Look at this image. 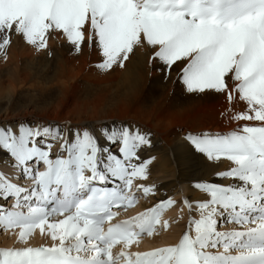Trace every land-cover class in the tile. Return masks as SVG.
Here are the masks:
<instances>
[{"label":"bare ground","instance_id":"obj_1","mask_svg":"<svg viewBox=\"0 0 264 264\" xmlns=\"http://www.w3.org/2000/svg\"><path fill=\"white\" fill-rule=\"evenodd\" d=\"M69 19H71L70 13L65 16L66 21ZM77 19L83 23L82 13ZM198 25L199 28L196 24L192 25L187 36L182 40L174 39V33L170 31L164 19L160 20L159 27L153 26L143 36L132 28L126 29L125 33L115 40L109 52L119 48L128 55L127 62L125 66H121V71L100 73V77L107 78L105 80L93 75L92 70L100 69L99 63H96L97 66L94 65L95 62L88 61V53L100 51L99 45L93 43L95 36L91 26L82 34L78 31L74 33V37L82 35L88 41L86 45H76L80 54L71 52L67 35L61 34L55 28L46 35L43 29L47 26H42L40 38L30 44L19 39L16 34L11 36L9 43V38L5 35L3 44H0V125L7 127L12 122H30L31 130L29 131V125L25 123L21 136L25 140L31 137L34 143L26 152L14 153L13 159L10 156L0 157V176L3 180L16 181L14 173L19 169L17 161L30 169L34 164L29 162L30 159L43 156L40 168L42 166L45 168L46 164L59 157L61 152L68 148L73 164H77L78 160L85 166L92 163L96 175L106 174L109 168L121 169L118 177L134 172V184L142 186L137 192L142 200L140 205L135 206L129 213H140L146 210V207H150L151 203L156 204L167 197L171 199L178 195H182L181 197L190 206H207L213 201L209 200L207 204L197 203L205 192H210L212 196L216 195L213 196L214 200L222 204L226 203L225 194L229 192L245 197H251L253 191L260 192L261 185H264V172L261 167L253 158H243L228 153L229 147L219 153L216 158L218 165L214 163V166L221 170V175L240 176L244 183L237 188L231 180H225L224 183L231 187L221 189L210 184L196 185L195 188H199L200 191L194 190L193 182L187 178L188 173L180 159L185 149L184 134L177 130L207 129L217 134L223 142L226 137L236 138L245 134L253 135L255 138L260 137L264 133V103L257 110L254 99L264 101V71L259 72L248 82L244 99L233 102L229 98L231 102L227 104L228 102L223 100L217 103L220 94L202 92H188L189 98L186 100L185 98L166 99V95L174 85L172 80L175 79L176 72L181 70L179 67L171 72L166 69L164 78L157 81L158 93L161 97L148 99L149 101L144 103L138 102L143 91V80L149 75V71L158 69L156 79L161 76V70L156 67L159 63L156 59L159 50L157 45L168 46L166 42L173 39L175 52L184 54L191 50L190 46H199L201 28L218 27L209 24ZM260 28L264 35V23ZM25 39L32 40L33 37L29 35ZM221 61L219 65H222L218 72L226 70L227 60ZM253 63L254 66H264V48L260 43L253 57ZM214 82L215 79H202L198 85L207 87ZM228 84L232 88L231 80ZM74 85L81 86L82 91L78 92L76 88H72ZM187 88L188 86L185 85V92L188 91ZM223 105H226L227 112L224 110L223 118L216 121L217 118H212V115L215 117L216 114L210 112L214 109L217 114L221 113L216 109ZM210 114L212 115L209 116ZM249 116L250 119L247 118ZM258 116L261 118H257ZM15 128L16 125H13V129ZM137 131L151 134L150 142L147 137L139 141L138 148L140 144L144 146L142 155L146 157L139 163L136 161L140 158L136 157L135 150L129 147L132 139L139 140ZM220 133L223 135L219 136ZM37 136L43 138L36 141ZM116 140H121V144L109 151V144ZM36 144L44 147L39 148ZM90 145L91 148L88 147ZM119 150H122L123 159L113 154ZM221 156L224 158L219 159ZM133 157L135 159H130ZM223 169H232V171L225 173ZM249 184L252 185L251 189L247 187ZM7 191L8 188L0 183V204L9 205L12 202V199L3 201ZM21 205L24 206L25 203ZM208 213L210 215L215 213L216 217L221 215L216 207L212 212L198 209L197 216L186 214L183 216L184 223L174 226L175 229L168 232L162 243L174 247L186 228L201 247L202 241L207 237L206 233L200 228V231L197 228L196 232H192L193 228L190 226L192 221L194 224L198 223L200 227L204 226L203 222H209L206 216ZM36 214L39 215L36 220H43L48 224L49 219L52 220L50 227L51 224L54 227H51L48 237L43 235L45 230L38 229L31 234L30 230L21 227L16 232L7 234V238L5 236L0 238V247L48 244L51 248L57 246L78 252L81 249L76 248V245L81 244L86 235L82 233L93 229L72 219L67 213L55 215L49 208L38 209ZM188 216H190L189 222L185 223ZM212 222H209V228L215 223L213 220ZM1 224L13 229L0 218ZM225 226L223 233H227L226 229H231L229 224ZM75 233L80 234L76 235L79 236L77 240L74 239ZM65 237L70 239L66 240ZM63 239L66 241L59 243L63 242ZM157 240L158 236L154 235L151 238H144V241L130 243L123 249L129 250L130 245L133 244L134 248L130 251L145 250L150 246H156ZM65 243L66 246H62Z\"/></svg>","mask_w":264,"mask_h":264},{"label":"snow or ice","instance_id":"obj_2","mask_svg":"<svg viewBox=\"0 0 264 264\" xmlns=\"http://www.w3.org/2000/svg\"><path fill=\"white\" fill-rule=\"evenodd\" d=\"M255 3V0H253ZM71 19L65 20L67 14ZM82 13L83 23L77 17ZM164 19L170 31L174 33L175 40L184 39L192 25L197 24L198 14L193 11V0H0V44H3L5 35L11 43V36L16 34L19 39L25 43H35L41 36L42 26L45 27L44 33L50 34L55 28L61 34H66L70 44L75 47L77 44L86 45L88 41L81 36L74 37L75 32L83 31L91 26L95 36L94 44H98L103 56L109 54V49L115 42L116 37L128 28H132L144 35L153 26L159 27L160 20ZM19 25V28H18ZM201 39L199 46H193L191 50L184 54L175 52L174 40L170 39L166 43L168 46L157 45L159 55L156 57L159 63L156 67L161 70V76L157 81L164 78L165 70L169 72L181 69L180 75L176 80V87L183 90L187 85L188 92H202L204 94H224L227 95L231 88L228 81L236 86L239 96L248 86V82L253 80L256 75L264 71V66H254L253 57L258 51L260 43L261 28L258 23L248 22L239 25H233L229 31L227 27H216L212 29L201 28ZM31 35L32 40L25 39ZM46 47V46H45ZM226 59V70L217 72L221 60ZM223 83V87L212 84L207 87L198 85L202 79H217ZM262 103L260 99H254V106L260 109ZM223 118V117H222ZM245 118V117H241ZM248 119L251 116L247 117ZM261 118V117H257ZM29 125L27 121L12 122L7 127L0 125V157L8 158L12 153H22L30 149L34 143L31 137L23 139L21 134L24 132L23 124ZM13 125L16 128L13 129ZM178 132H183L185 149L180 159L184 164L189 179L192 180L194 190L196 185H213L217 188H229L230 185L224 183L225 180H231L237 185V188L244 183L240 176L221 175V170L214 166L218 165L216 159L220 152L226 147H231L226 142L221 141L217 134L210 130L184 129L180 128ZM220 133L219 136H222ZM18 137H20L18 139ZM138 139H132L129 147L135 150V156L140 159L136 162H142L146 157L142 155L144 146L138 144L140 140L147 137L151 141L149 132L137 131ZM43 137L37 136L39 141ZM121 144V140H116L109 144V151ZM43 148V145L36 144ZM120 159H123L122 150L113 153ZM224 157H219L223 159ZM135 159V157L130 158ZM36 157L31 161L35 162ZM232 169H223V172H231ZM199 174V175H198ZM251 189L252 185L247 186ZM264 185H261V191L255 195L257 200L252 203L256 205L259 202L262 207H253L251 210L264 213ZM227 195V193L225 194ZM245 199H248L247 197ZM212 200L216 209L222 213L221 221H217L213 228L212 235L219 237L221 244L213 242L214 248L222 246L223 252H217L213 255H204L203 258H197L196 264H264V226L253 227L247 232L237 231L232 233H223L218 231L221 222L236 223L244 225L248 223L247 209L241 203H216L210 192H205L203 197L197 201L198 204H207ZM209 208L212 204H207ZM215 213H213V216ZM264 222V216H261ZM209 222H203L205 228ZM200 226L198 225V230ZM244 236L252 238L254 243L251 247L245 246V251L238 252L236 255H227L231 248L230 243H222L225 240H239ZM195 242L189 241L185 248L178 249L182 253L194 249ZM202 249L207 244L201 245ZM8 260L4 259L3 253H0V264H25V261L9 254ZM18 255V254H17Z\"/></svg>","mask_w":264,"mask_h":264},{"label":"rangeland","instance_id":"obj_3","mask_svg":"<svg viewBox=\"0 0 264 264\" xmlns=\"http://www.w3.org/2000/svg\"><path fill=\"white\" fill-rule=\"evenodd\" d=\"M126 31V30H125ZM125 31L124 32H122V33H120L117 37H116V39L115 40H117V39H119L124 33H125ZM116 42V41H115ZM193 46H190V48H192ZM70 50H71V52L72 53H74V54H80V53H78L77 52V49H76V46L75 47H73L72 46V44H70ZM157 54L159 55V50H157ZM88 55H89V57H88V61L90 62V61H92V62H95V64L94 65H97L98 66V64H96V63H99V65L101 66L100 67V69L99 70H92L93 71V75H96V76H98V77H100V73H102L103 71L105 72V73H107V72H113V71H119L120 70V68H121V66H125V64H126V62H127V54L126 53H124L122 50H120L119 48H116V49H114L113 51H111V52H109V54L107 55V56H103V58H102V53H101V50L100 51H97V52H93V53H88ZM220 62H222V61H220ZM0 63H1V61H0ZM222 65V64H221ZM221 65H219V67L221 66ZM105 66V67H104ZM219 67H218V69H219ZM218 69H217V72H218ZM158 70V69H157ZM157 70H153V71H149V75L143 80V91H142V93H141V95L139 96V103H144V102H147V101H149L148 99H151V98H154V97H161V96H159V93H158V82H157V79H156V77H157ZM121 71V70H120ZM180 71L181 70H178L177 72H176V77H175V79L174 80H172V83L174 84L173 85V87H171V90H170V92H169V94H167L166 95V99H175V100H181V99H184L185 98V100L186 99H188L189 98V96H188V91H184V89L183 90H179L175 85H176V80H177V77L180 75ZM179 73V74H178ZM100 79H102V80H105V79H107V78H105V77H100ZM218 82H219V84H218ZM217 83V85L216 86H219V87H223V83L221 82V81H219L218 80V78L217 79H215V82H214V84H216ZM81 85V84H80ZM200 85V84H199ZM72 88H76V90L79 92V91H82V88H81V86H78V85H74ZM184 88H185V86H184ZM21 92H23V91H21ZM245 90L238 96L237 95V91H236V86H232V88H231V91L227 94V95H224V94H220L219 95V98H217V103L219 102H221V100H223V101H226V102H228L227 104H229L231 101H233V102H235V101H238V100H242V99H244L245 98ZM229 98H230V100H229ZM219 100V101H218ZM214 101H216V100H214ZM65 103V102H64ZM212 106V105H211ZM139 107V105L137 106V108ZM221 107V108H220ZM226 107V105H223V106H219V107H217V109H216V111H218V112H221V113H216L215 112V110L214 109H212L211 110V112L210 113H215L216 115H215V117H214V115H212V114H210L209 116H213L212 118H217L216 119V121H218V120H220L221 119V117H222V115L225 113V112H227V107ZM63 108H64V106H63ZM216 108V107H215ZM219 109H220V111H219ZM224 110H225V112H224ZM223 111V112H222ZM27 119V117L25 118V120ZM24 125V124H23ZM88 147H90L91 148V145L90 146H88ZM92 150V149H91ZM63 151H64V149H63ZM15 153V152H14ZM14 153L13 154H10V158L11 159H13V155H14ZM61 153H63V152H61ZM96 159V158H95ZM95 163H96V160L94 161ZM16 164L18 165V170H17V173H14V171H13V173H14V175H15V178H16V181H11L10 179H8V181H7V179H5V180H3V178L0 176V183L1 184H3L5 187H7V188H9V187H11V186H13L15 189H17V188H20V189H29L30 188V185H28L27 183H26V179L24 178V171L25 170H27V169H29V168H26V165L25 164H23V163H20V162H16ZM40 162L38 163V165H36L38 168L37 169H39L40 168ZM31 169H34L33 167H30ZM22 172V173H21ZM11 173V172H10ZM23 179V180H22ZM22 180V181H21ZM10 181L12 182V183H10ZM9 184H8V183ZM213 191H215V190H213ZM8 192H9V190L7 191V195H8ZM7 195L5 196V197H7ZM182 195H178V197H172L171 199L170 198H165V199H163V200H161V201H159L158 203H156V204H152L151 203V205H150V207L151 206H154V207H159L157 210L159 211V213H160V216H159V219H158V221H157V223H158V226H159V230L157 231H155L154 232V234L153 235H151L150 237H148V238H151L152 236H154V235H156V236H158V240H157V242H156V246H150V247H148V248H146V249H150V248H157V247H165V246H168V244H163L162 243V241H163V239H165V237H167L166 235L168 234V232L170 231V230H173V229H175V227L174 226H177L178 224H181V223H184L183 222V219H184V217L183 216H186V214H189V213H191V214H195L196 216H197V214H198V209H200V210H202V209H204V210H207V211H211L212 212V209L214 210V206H215V204L212 202L211 204H212V207L211 208H209L208 206H205V205H202V206H190L189 204H188V202H186L184 199H183V197H181ZM213 196H216V195H213ZM4 197V198H5ZM182 198V199H181ZM11 199V198H10ZM177 199H180V201H176ZM8 201V200H7ZM226 202V201H225ZM147 203H149V202H147ZM34 202L33 201H31L28 205L25 203V205L23 206V205H21V203L20 204H18V208H23V210L24 211H30V208H32V207H34ZM19 205H21V206H19ZM191 207V208H190ZM149 208V207H148ZM196 209V210H195ZM20 210V209H19ZM212 214L213 213H211V215H210V213H208L206 216L208 217V219H209V222L210 223H213L212 222V220L213 221H215V223L217 222V221H221V217H222V213H221V215H219V217H216L215 215L214 216H212ZM176 215V216H175ZM188 219H186L187 221H185V223H187V222H189V219H190V216H188L187 217ZM211 218V219H210ZM174 219H176V220H174ZM51 219H49V224L48 223H46V221L44 222L43 220H38V222L35 224V225H33V226H30V225H24L22 228L23 229H28V230H30V233L32 234V233H34L36 230H38V229H41L42 231H44L45 230V232H44V237L46 236V237H48L49 236V234L51 233V227L53 228L54 226H52V224H51V227H50V223H51V221H50ZM175 223H177V224H175ZM214 223V224H215ZM224 224V225H223ZM192 226H190V227H192L193 229V231L192 232H196V230H197V228H198V223L197 224H194V221H192V224H191ZM225 225H228V223L226 224V222H221V224H220V227H219V229H218V231H220V232H223V228H224V226ZM39 226V227H38ZM43 226V227H42ZM173 228H172V227ZM45 227V228H44ZM49 227V228H48ZM204 226H201L200 227V230L201 231H203L204 233H206V235H207V237H205L204 238V240L202 241V243L203 244H207V247H206V249L207 250H212V249H214V247H213V243L212 244H210L209 245V241L211 240L212 242H217L218 243V238L217 237H215L214 238V236L211 234L212 233V231H214V230H217V229H215V228H213V227H211V228H209L208 227V229H206V228H203ZM21 228V227H20ZM20 228H18V229H20ZM177 228V227H176ZM17 228H15V227H13V229H10V228H7L5 225H3V224H1L0 225V238H3L4 236H5V238H7V236L9 235V234H11L12 232H16L17 230H18ZM165 229H168V230H165ZM195 229V230H194ZM185 230H187L186 228H185ZM199 230V231H200ZM9 233H8V232ZM33 231V232H32ZM7 232V233H6ZM164 232V233H163ZM8 234V235H7ZM76 235H80V234H77V233H75V236H74V239L75 238H77L76 237ZM79 237V236H78ZM66 238V240H69L70 238H68L67 239V237H65ZM64 238V239H65ZM73 238V237H72ZM63 239V242H59V243H64L66 240H64ZM73 240V239H72ZM71 240V241H72ZM75 240H77V239H75ZM75 240H73V241H75ZM45 244H47V242L45 243ZM66 244L67 243H65V244H63V245H65L66 246ZM82 245H84L85 244V241H84V239H83V241H82V243H81ZM40 246H46V247H49L48 246V244L47 245H44V244H41ZM9 247H11V245L9 246ZM89 247V246H88ZM132 248H134V245L132 244V245H130V249H132ZM138 248V247H137ZM131 252H133V251H131Z\"/></svg>","mask_w":264,"mask_h":264}]
</instances>
